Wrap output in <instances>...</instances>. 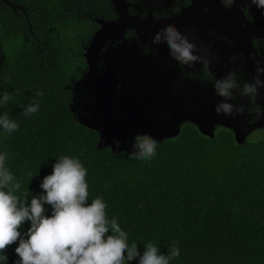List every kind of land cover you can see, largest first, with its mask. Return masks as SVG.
I'll list each match as a JSON object with an SVG mask.
<instances>
[{
    "label": "trees",
    "instance_id": "obj_1",
    "mask_svg": "<svg viewBox=\"0 0 264 264\" xmlns=\"http://www.w3.org/2000/svg\"><path fill=\"white\" fill-rule=\"evenodd\" d=\"M10 2L19 6L0 0V91L11 94L3 111L19 129L0 135V152L15 177L9 187L20 185L14 194L39 195L56 158H78L87 169L89 203L102 198L107 218L117 219L141 253L153 243L166 254L176 242L180 256L170 264H264V138L241 142L229 128L210 135L187 122L158 141L148 161L128 156L133 139L116 152L100 145L99 131L72 109L69 69L57 52L69 44L62 41L71 30L87 44L97 24L86 14L112 18L110 0ZM33 101L39 110L24 116ZM45 208L50 215L51 206ZM16 246L4 250L8 264L18 260Z\"/></svg>",
    "mask_w": 264,
    "mask_h": 264
},
{
    "label": "clouds",
    "instance_id": "obj_2",
    "mask_svg": "<svg viewBox=\"0 0 264 264\" xmlns=\"http://www.w3.org/2000/svg\"><path fill=\"white\" fill-rule=\"evenodd\" d=\"M3 1L16 9L10 0ZM219 2L227 9L235 0ZM252 6L264 14V0H249L241 11L246 13ZM152 43L166 46L169 57L178 64L193 67L199 63L204 68L209 65L207 59L196 54V45L175 27L158 30L152 37ZM254 43L264 47V37L254 38ZM256 72L257 77L252 82L241 83L232 71L216 79L214 95L222 98L214 108L216 114L227 116L233 111L237 114L244 111L243 105L237 107L230 101L258 94L264 87V80L259 78L264 75V63L257 67ZM36 95L43 96L44 93L38 91ZM10 98L9 92L0 91V135L19 129V124L3 111ZM38 110L39 102L33 101L22 112L24 116H31ZM187 122L191 121L182 123ZM157 145L155 138L137 134L133 137L132 151L128 156L148 161L156 155ZM7 158V153L0 152V264H8L4 250L13 243H17L14 251L18 260L15 264H131L134 260L136 264H170L180 256L176 242L166 254H162L153 243L144 245L142 253L137 243L129 245L127 233L117 219L107 218V205L103 199L97 197L89 203L85 179L87 169L78 158H56L52 172L43 177L39 185L43 191L39 195H31L30 199L14 194V190L20 188L19 184L9 187L15 177L6 166ZM45 205L51 206L50 215H45ZM25 222L30 226L21 231Z\"/></svg>",
    "mask_w": 264,
    "mask_h": 264
},
{
    "label": "flooded vegetation",
    "instance_id": "obj_3",
    "mask_svg": "<svg viewBox=\"0 0 264 264\" xmlns=\"http://www.w3.org/2000/svg\"><path fill=\"white\" fill-rule=\"evenodd\" d=\"M126 2L129 14L141 20L139 26L127 28L122 39L113 38L106 41L98 54L89 53L90 65L85 56V49L89 46L93 33L87 44L81 43V50L77 54L71 30L68 34L69 41L66 42L69 44L57 52V56L62 57L59 63L69 69L66 86L71 90L73 100L74 95L75 99L78 98L76 94L78 91L75 92L73 89L74 85L86 77L96 86L97 81L101 82L106 85L105 89L110 91L112 86L114 88L115 82L118 84L119 79H146L137 85L136 97L142 95L158 108L172 111L181 109L182 103L188 99L187 91L189 95L195 97V101H199L202 95L203 101L207 99L209 100L207 102L215 107L222 101V98L214 95L213 85L216 79L225 76L229 71L234 72L241 83L252 82L257 77L256 69L264 63V47L255 44L254 38L264 37V14L254 6L246 13L242 12L241 9L249 0H235L233 6L227 9L221 6L219 0H126ZM74 4L75 2L68 10L70 13H75ZM22 11L25 12L23 9ZM112 11L113 17L110 19L86 14L97 24L93 32L100 27L98 20L110 21L117 17L113 7ZM24 14L27 17V14ZM170 26L178 29L196 45V54L209 61L207 68L199 63L193 67L178 64L169 57L166 46L152 43V37L158 30ZM65 37L67 35L63 38ZM62 43L65 44V41ZM259 78L264 80V75ZM0 79H3L2 75ZM139 89L140 93L137 91ZM205 89L208 92H205ZM98 91L102 92L101 98L104 99L111 95L102 89ZM89 94L92 96V91L86 89L78 99L88 107L87 112L92 109ZM230 103L244 106L245 115L241 113L243 122L240 123L243 128L264 130V87L254 96L236 97ZM190 107L194 108L195 105ZM232 116L233 114L229 117ZM221 127L231 130L236 128L233 125L229 127L221 125L217 126V129Z\"/></svg>",
    "mask_w": 264,
    "mask_h": 264
},
{
    "label": "rangeland",
    "instance_id": "obj_4",
    "mask_svg": "<svg viewBox=\"0 0 264 264\" xmlns=\"http://www.w3.org/2000/svg\"><path fill=\"white\" fill-rule=\"evenodd\" d=\"M74 36V42L76 43V53L81 50V43H79L80 36L77 33H72ZM71 35V36H72ZM78 36V37H77ZM65 42L69 41V37H65ZM3 59L0 54V61ZM126 76L125 74H123ZM86 77L85 79H87ZM83 79H80V81ZM146 79H119L118 84L115 82V88H118V94L114 96L113 100L111 97L105 99V105L103 107L98 106L96 100V87L92 81L87 79L85 82L74 85L73 89L77 92V97L72 104V109L77 117V119L85 125L91 126L97 129L100 133V145H108L111 147L112 151H119L122 149H128L130 140L136 136L148 135L156 140L166 134V137L174 136L180 130L183 125L182 119L189 118L188 120H193L194 122H200L202 125L201 130L206 134H211L212 130H216L217 126H232L235 128L234 132L238 141L244 142L245 140H254L257 138H264L263 131H255L250 129H245L240 125L242 121V114H237L233 111V116L230 115L216 114L214 108L211 104L203 101L202 95H200L199 101L193 99V95H189L186 92L187 100L182 103L181 109L167 110L163 108H158L155 104H151L148 99L145 98L135 100L136 98V87L141 84ZM76 86V88H75ZM88 89L92 91V96L89 97L92 100L91 111L87 112V106L83 101H78L79 96L84 90ZM207 90V89H205ZM209 90V89H208ZM212 93L211 90H209ZM215 101V100H214ZM214 104V102H213ZM240 107L239 103H237ZM136 105V106H135ZM191 105H195L191 108ZM98 106V107H97ZM215 106V104H214ZM117 107L124 108V113L120 111L114 112ZM137 107V108H136ZM98 108V110H96ZM83 112V113H82ZM125 112H129L127 114ZM189 114V117L186 116ZM244 114V111H243ZM245 115V114H244ZM240 116V117H239ZM246 117V116H245ZM177 122V123H176ZM176 129L175 133H171ZM213 131V132H214ZM156 133V136H155ZM248 134V135H247ZM259 134H262L259 136Z\"/></svg>",
    "mask_w": 264,
    "mask_h": 264
},
{
    "label": "water",
    "instance_id": "obj_5",
    "mask_svg": "<svg viewBox=\"0 0 264 264\" xmlns=\"http://www.w3.org/2000/svg\"><path fill=\"white\" fill-rule=\"evenodd\" d=\"M110 2L112 4L113 10H114L115 14L117 15V17L114 20H110V21H105V20H102V19L98 20V23H99L100 27L92 35V37L90 39L89 46L85 49V56L87 57L88 62L90 61L89 53L92 52L94 54H98L99 51L101 50L103 44H105L106 41H108L110 39H113V38L122 39L123 36H124V32H125V30L127 28H129V27H138L140 22H141V20L138 17L129 14L128 8H127L128 4H127L126 0H110ZM12 7L14 8L15 6H12ZM89 65H90V62H89ZM82 81L85 82V81H87V79H83L80 82H82ZM97 82H98L97 86L95 85V83H93L95 85V87H96V90H97L96 93H95L96 97H97V94H98V97L96 98L95 101L97 102L98 106L103 107V105L106 106L105 99L101 98V97H103L102 92L98 91V90L102 89L105 93L111 94L112 96L110 95V97H111L110 100H113L114 96H116L119 91H118V88H115V85H114V88L112 86L111 91H110V90L105 89L106 85H103L99 81H97ZM80 85H81V83L78 86H80ZM137 91H139V93H140V89L137 90ZM204 91L208 92L207 90H204ZM98 99H101V100L99 101ZM139 99L145 100V97L140 95L139 98H137V97L135 98V100H139ZM193 99H195V97H193ZM204 101H206V100H204ZM211 102L213 103V101H211ZM96 110H98V108H96ZM113 111L114 112H118V113H120V111H121L122 113H124V108L117 107ZM88 113H90V111ZM125 113L132 115L129 112H125ZM186 116L189 117V114L186 115ZM188 119L189 118H185V119H182V120H184V122L191 121L194 124H197L198 128L200 129V131L203 132L201 130L202 125H201V123L199 121L198 122H194L192 119L191 120H188ZM89 127H91V126H89ZM213 131H214V129L211 131L212 133L210 135H213V133H214ZM175 132H176V129L173 130L171 133H175ZM178 132H177V134H178ZM177 134H175V135H177ZM204 134H206V133H204ZM155 136H156V133H155ZM165 138H168V137H166V134L163 136V138L159 137L158 139L162 140V139H165ZM131 140H130V142H131ZM160 140H157V141H160Z\"/></svg>",
    "mask_w": 264,
    "mask_h": 264
}]
</instances>
